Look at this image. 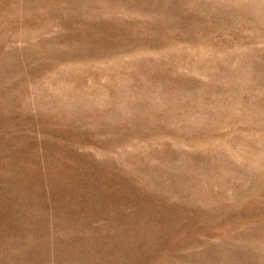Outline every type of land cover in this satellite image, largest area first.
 Here are the masks:
<instances>
[{"label":"rangeland","instance_id":"374dc122","mask_svg":"<svg viewBox=\"0 0 264 264\" xmlns=\"http://www.w3.org/2000/svg\"><path fill=\"white\" fill-rule=\"evenodd\" d=\"M0 264H264V0H0Z\"/></svg>","mask_w":264,"mask_h":264}]
</instances>
